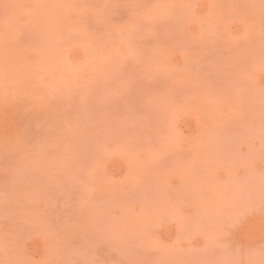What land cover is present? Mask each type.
<instances>
[{"label": "rangeland", "instance_id": "obj_1", "mask_svg": "<svg viewBox=\"0 0 264 264\" xmlns=\"http://www.w3.org/2000/svg\"><path fill=\"white\" fill-rule=\"evenodd\" d=\"M0 264H264V0H0Z\"/></svg>", "mask_w": 264, "mask_h": 264}]
</instances>
